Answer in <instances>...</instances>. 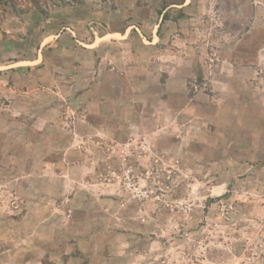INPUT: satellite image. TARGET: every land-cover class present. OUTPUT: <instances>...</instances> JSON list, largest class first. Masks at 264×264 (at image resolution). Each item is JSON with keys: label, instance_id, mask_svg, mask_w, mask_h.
I'll list each match as a JSON object with an SVG mask.
<instances>
[{"label": "rangeland", "instance_id": "374dc122", "mask_svg": "<svg viewBox=\"0 0 264 264\" xmlns=\"http://www.w3.org/2000/svg\"><path fill=\"white\" fill-rule=\"evenodd\" d=\"M0 264H264V0L0 5Z\"/></svg>", "mask_w": 264, "mask_h": 264}, {"label": "trees", "instance_id": "16d2710c", "mask_svg": "<svg viewBox=\"0 0 264 264\" xmlns=\"http://www.w3.org/2000/svg\"><path fill=\"white\" fill-rule=\"evenodd\" d=\"M14 0H0V5L2 8H6L7 6H11ZM5 10V9H3Z\"/></svg>", "mask_w": 264, "mask_h": 264}]
</instances>
